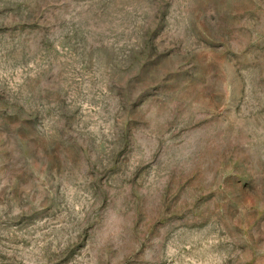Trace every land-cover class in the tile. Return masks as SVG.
I'll list each match as a JSON object with an SVG mask.
<instances>
[{
  "label": "rangeland",
  "instance_id": "obj_1",
  "mask_svg": "<svg viewBox=\"0 0 264 264\" xmlns=\"http://www.w3.org/2000/svg\"><path fill=\"white\" fill-rule=\"evenodd\" d=\"M0 264H264V0H0Z\"/></svg>",
  "mask_w": 264,
  "mask_h": 264
}]
</instances>
